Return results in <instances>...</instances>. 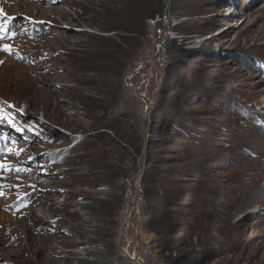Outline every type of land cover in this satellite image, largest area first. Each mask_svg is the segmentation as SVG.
Instances as JSON below:
<instances>
[{
  "label": "rangeland",
  "instance_id": "1",
  "mask_svg": "<svg viewBox=\"0 0 264 264\" xmlns=\"http://www.w3.org/2000/svg\"><path fill=\"white\" fill-rule=\"evenodd\" d=\"M0 26V264H264V0H0Z\"/></svg>",
  "mask_w": 264,
  "mask_h": 264
},
{
  "label": "water",
  "instance_id": "2",
  "mask_svg": "<svg viewBox=\"0 0 264 264\" xmlns=\"http://www.w3.org/2000/svg\"><path fill=\"white\" fill-rule=\"evenodd\" d=\"M162 29L160 30V36H159V49L158 51L153 55V57L149 60V61H146V62H143V63H140L130 74L129 76V86L131 87L132 91L135 93V95L141 99H143L145 101V103L147 104V106L149 107L151 105V102L150 100L147 98V96L142 93V92H139L137 90V88L132 84V80L133 78L139 74L140 72L144 71L146 68H150V65L151 63L157 58V56L159 55L160 53V50L162 48V45H163V33L165 32V30L167 29V21H166V17L163 16L162 18ZM133 190L136 194V196H138V190H137V184H136V181L134 180L133 181ZM138 213V209H137V199L134 200V204H133V209H132V212L130 213L126 223H125V231L127 230L128 226H129V222L130 220H132L134 218V216ZM140 249L138 251V253L136 254L135 257L133 258H130L132 260H137L138 262H140V264H143L142 260L140 259Z\"/></svg>",
  "mask_w": 264,
  "mask_h": 264
},
{
  "label": "trees",
  "instance_id": "3",
  "mask_svg": "<svg viewBox=\"0 0 264 264\" xmlns=\"http://www.w3.org/2000/svg\"><path fill=\"white\" fill-rule=\"evenodd\" d=\"M155 14V13H154ZM160 15H161V13H159ZM146 17H148V16H146ZM150 18V17H149ZM148 18V19H149ZM147 20V19H146ZM152 21H153V19H151ZM154 23V22H153ZM132 140L134 141H137V143H136V151H137V153H140V151H141V149H142V145H141V142H142V139H141V137H140V135H139V132H136L133 136H132Z\"/></svg>",
  "mask_w": 264,
  "mask_h": 264
},
{
  "label": "snow or ice",
  "instance_id": "4",
  "mask_svg": "<svg viewBox=\"0 0 264 264\" xmlns=\"http://www.w3.org/2000/svg\"><path fill=\"white\" fill-rule=\"evenodd\" d=\"M3 29H2V26H0V31H2ZM13 35H15V33H13ZM4 37L2 36V35H0V39H3ZM3 48H4V50H6V51H12V49H11V46H9V45H4L3 46ZM22 58V57H21Z\"/></svg>",
  "mask_w": 264,
  "mask_h": 264
},
{
  "label": "built area",
  "instance_id": "5",
  "mask_svg": "<svg viewBox=\"0 0 264 264\" xmlns=\"http://www.w3.org/2000/svg\"><path fill=\"white\" fill-rule=\"evenodd\" d=\"M144 260H145L146 263L155 264L153 261H150V255L148 254V252H147V256H145Z\"/></svg>",
  "mask_w": 264,
  "mask_h": 264
},
{
  "label": "bare ground",
  "instance_id": "6",
  "mask_svg": "<svg viewBox=\"0 0 264 264\" xmlns=\"http://www.w3.org/2000/svg\"><path fill=\"white\" fill-rule=\"evenodd\" d=\"M31 72V71H30ZM32 76V75H31ZM30 83V82H29ZM30 86V85H29ZM30 88V87H29ZM36 90V89H35ZM124 229H125V226H124ZM148 252V251H147ZM150 261H153L154 262V259L153 257L150 255Z\"/></svg>",
  "mask_w": 264,
  "mask_h": 264
}]
</instances>
